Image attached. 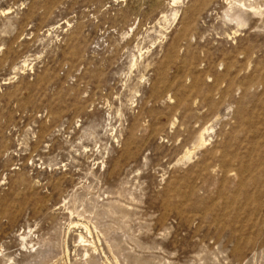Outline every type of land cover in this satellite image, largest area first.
I'll list each match as a JSON object with an SVG mask.
<instances>
[{"label":"rangeland","instance_id":"1","mask_svg":"<svg viewBox=\"0 0 264 264\" xmlns=\"http://www.w3.org/2000/svg\"><path fill=\"white\" fill-rule=\"evenodd\" d=\"M0 264H264V0H0Z\"/></svg>","mask_w":264,"mask_h":264},{"label":"bare ground","instance_id":"2","mask_svg":"<svg viewBox=\"0 0 264 264\" xmlns=\"http://www.w3.org/2000/svg\"><path fill=\"white\" fill-rule=\"evenodd\" d=\"M178 0H173V3L177 2ZM195 150V149H194Z\"/></svg>","mask_w":264,"mask_h":264}]
</instances>
